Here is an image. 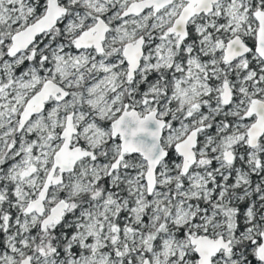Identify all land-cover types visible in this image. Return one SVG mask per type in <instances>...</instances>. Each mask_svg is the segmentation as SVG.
<instances>
[{"label": "snow or ice", "instance_id": "6c2138e0", "mask_svg": "<svg viewBox=\"0 0 264 264\" xmlns=\"http://www.w3.org/2000/svg\"><path fill=\"white\" fill-rule=\"evenodd\" d=\"M0 264H264V0H0Z\"/></svg>", "mask_w": 264, "mask_h": 264}]
</instances>
